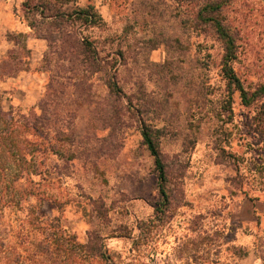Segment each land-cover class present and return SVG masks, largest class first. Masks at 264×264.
Masks as SVG:
<instances>
[{"label": "rangeland", "instance_id": "obj_1", "mask_svg": "<svg viewBox=\"0 0 264 264\" xmlns=\"http://www.w3.org/2000/svg\"><path fill=\"white\" fill-rule=\"evenodd\" d=\"M206 1L0 0V264L244 255L232 235L264 205L263 98L244 105L225 77ZM221 13L251 93L264 84V0ZM37 114L43 129L25 124Z\"/></svg>", "mask_w": 264, "mask_h": 264}, {"label": "trees", "instance_id": "obj_2", "mask_svg": "<svg viewBox=\"0 0 264 264\" xmlns=\"http://www.w3.org/2000/svg\"><path fill=\"white\" fill-rule=\"evenodd\" d=\"M231 0H207L204 2V5L200 9L198 15L202 23L207 24V28L214 32L217 35V38L222 42L224 55L222 57V64L221 69L225 75V77L229 80V83H233L236 86V89L240 92V97L244 103V105H248L252 100L262 99V108L264 109V84H261L256 90L249 92L248 89H245L243 84L241 83L239 77L236 76L235 71L231 65V61L237 55V36L236 31L229 26L224 20L221 18L223 8L230 2ZM39 8V3H35L33 6L29 7L30 11ZM83 11V10H82ZM85 14V19L87 21L92 22V17L95 14ZM221 14V15H220ZM60 16V15H59ZM88 48V46L86 45ZM41 115L34 116L33 120H30L31 117L27 118L24 117L25 124L27 126H31L32 128L39 130L43 129L40 126H37L39 123L41 124L40 120ZM44 120V115H42ZM141 136L143 139V144H145L146 148L148 149L149 153L152 155L154 159V166L155 171L157 173L158 185H160L161 194L163 197H166L165 191L163 186L166 182V175L164 164L160 158V152L157 147V142L152 137L149 130H147L144 125L141 126Z\"/></svg>", "mask_w": 264, "mask_h": 264}, {"label": "crops", "instance_id": "obj_3", "mask_svg": "<svg viewBox=\"0 0 264 264\" xmlns=\"http://www.w3.org/2000/svg\"><path fill=\"white\" fill-rule=\"evenodd\" d=\"M255 214L249 222H254V224L248 229L247 232L244 227H238L233 231V245L239 249H244L245 253L242 256H238L233 260H226L225 264H264L263 258L258 253V248L260 247L261 240L256 239V236L261 232H264V205L261 207L255 206ZM260 223V225H259ZM260 241V243H259Z\"/></svg>", "mask_w": 264, "mask_h": 264}]
</instances>
